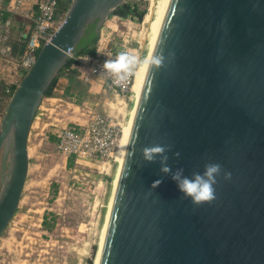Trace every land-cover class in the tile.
<instances>
[{
	"label": "water",
	"instance_id": "obj_1",
	"mask_svg": "<svg viewBox=\"0 0 264 264\" xmlns=\"http://www.w3.org/2000/svg\"><path fill=\"white\" fill-rule=\"evenodd\" d=\"M125 0H70L0 119V236L25 185L28 134L45 90L85 35ZM119 167L97 264H264V0H167ZM167 145L184 175L218 162L216 199L194 206L142 159ZM179 152L177 157L175 153ZM161 183L153 188L155 181Z\"/></svg>",
	"mask_w": 264,
	"mask_h": 264
},
{
	"label": "rangeland",
	"instance_id": "obj_2",
	"mask_svg": "<svg viewBox=\"0 0 264 264\" xmlns=\"http://www.w3.org/2000/svg\"><path fill=\"white\" fill-rule=\"evenodd\" d=\"M125 3L145 10L143 17L122 18L112 14L105 28L111 30L109 36L116 42L122 41V34L129 27V32L135 31L145 62L155 20L154 4L151 0H125ZM144 18V29L140 31ZM58 78L60 82L53 95L43 97L28 134L27 177L16 212L0 236V264H88V260L95 263L118 161L104 165L76 161L69 166L66 156L56 148L55 134L74 124V120L83 121L89 109L110 112L125 126L136 96L133 91L131 99L119 103L108 92L95 106L92 101L83 103L79 93L65 95L64 76ZM6 104L2 103L1 117ZM4 173L0 157V179Z\"/></svg>",
	"mask_w": 264,
	"mask_h": 264
},
{
	"label": "built area",
	"instance_id": "obj_3",
	"mask_svg": "<svg viewBox=\"0 0 264 264\" xmlns=\"http://www.w3.org/2000/svg\"><path fill=\"white\" fill-rule=\"evenodd\" d=\"M62 2L68 8L70 0H0L2 103L8 102L23 75L35 62L41 46L54 37L64 21L67 9L63 8ZM144 23L145 18L140 31L144 29ZM129 28L122 34V41L116 42L110 38L111 30L105 28L103 23L94 55L76 57L77 63L62 70V75H68L77 64L86 65L88 73L79 75L83 82H87L90 75L98 76L104 82L105 91L114 94L115 99L121 102L131 99L135 74L125 84L117 86L103 69V63L115 58L120 51L128 50L141 57V41L135 37V31L129 32ZM87 114L88 119L83 124L74 123L56 132V148L66 157L73 156L78 162L109 164L115 160L124 125L110 112L89 109Z\"/></svg>",
	"mask_w": 264,
	"mask_h": 264
},
{
	"label": "clouds",
	"instance_id": "obj_4",
	"mask_svg": "<svg viewBox=\"0 0 264 264\" xmlns=\"http://www.w3.org/2000/svg\"><path fill=\"white\" fill-rule=\"evenodd\" d=\"M149 65L161 64V57L156 55L148 58ZM144 58L136 56L134 53L124 50L115 55V58L108 59L103 63V69L113 78V84L122 86L134 74L138 67L143 66ZM170 151V146L153 145L146 146L141 149V156L145 162L155 163L156 156L161 157L160 171L165 175L171 174V179L175 182L178 192L183 199L190 200L194 206H200L205 203H211L216 199V185L218 178L223 173V178L228 180L231 178L230 172H225L223 166L218 162H207L203 166L202 172H194L191 176L184 175V170L178 168L175 172L167 164L168 156L166 152ZM179 157L180 153H175ZM161 183L157 180L152 187L155 188Z\"/></svg>",
	"mask_w": 264,
	"mask_h": 264
},
{
	"label": "trees",
	"instance_id": "obj_5",
	"mask_svg": "<svg viewBox=\"0 0 264 264\" xmlns=\"http://www.w3.org/2000/svg\"><path fill=\"white\" fill-rule=\"evenodd\" d=\"M61 5L63 6L64 9H67V5L64 2H62ZM144 12L145 10H139L136 5H132V4L124 2L123 4L118 6L116 9H114L110 15L115 14L122 18L132 16V17L141 19L144 15ZM98 37H99V31L97 32L94 30L93 24L88 25L85 30V35L81 38V40L79 41L78 45L75 48V54L73 56H70L67 59L63 68L55 76L50 86L45 90L44 96L53 95V89L55 88L57 82L59 81L58 76L62 74V70H64L65 68L69 67L72 64L77 63L76 57L83 56V55H94L95 45L98 40ZM64 80L66 82V86L63 91L65 95H72L73 93L77 94L83 87L82 86L83 81L80 79L78 72L75 69L71 70V72L68 75L64 76ZM1 95H2V87L0 85V110L3 107L2 102H1ZM66 158H67V162L69 166H71L72 163L76 162L73 156H67ZM43 223L46 225L45 217H44ZM88 264H91V260H88Z\"/></svg>",
	"mask_w": 264,
	"mask_h": 264
},
{
	"label": "bare ground",
	"instance_id": "obj_6",
	"mask_svg": "<svg viewBox=\"0 0 264 264\" xmlns=\"http://www.w3.org/2000/svg\"><path fill=\"white\" fill-rule=\"evenodd\" d=\"M153 1H155V3ZM151 2L154 4L155 20L152 22V27H151V31H150V41L148 43L149 44L148 54L146 56L145 62L143 64V66L138 67L136 69V71H135V77H134V81H133L132 90L135 92V96L136 97L138 96V93L140 91L141 83H142L143 76H144V73H145V69H146V66H147V60L149 58L150 51H151V48H152V45H153V42H154V38H155L157 29H158V25H159V22H160V19H161V16H162V12H163V9L165 7V4H166L167 0H151ZM109 27L113 28L111 26H109ZM51 99H53V98H51ZM133 111H134V109L132 107V112H131V115H130V119H129L128 123L123 128L122 136H121V139L119 141L117 150L115 152V160L118 161V167H119V163L121 162L122 156H123V153H124V149H125V145H126L129 129H130V122H131V118H132V115H133ZM34 124H35V119H34L32 125H31V128L34 126ZM27 149H28V146H27ZM116 174H117V171H116ZM116 174H115V178H114L113 188H114L115 183H116ZM113 188H112V191H113ZM111 199H112V193H111V196H110V201H109V204H108V209H107V214H106L105 225H104L103 230H102L100 245H99V249L97 251V256L95 258V261H94L95 263L94 264L98 263L100 248H101V244H102V240H103V234H104V230H105V226H106L108 210L110 208Z\"/></svg>",
	"mask_w": 264,
	"mask_h": 264
},
{
	"label": "crops",
	"instance_id": "obj_7",
	"mask_svg": "<svg viewBox=\"0 0 264 264\" xmlns=\"http://www.w3.org/2000/svg\"><path fill=\"white\" fill-rule=\"evenodd\" d=\"M75 70L78 72V75H80V76L88 73V67L86 65H83V64H77ZM64 85H66V83ZM64 88H65V86H64ZM104 93L106 94L107 92L104 89L103 80L98 76L90 75L89 80L87 82H83V87L79 91V96L81 98H83V103H90L92 101L95 104V106H97L100 104L102 96ZM51 98H53V97H51ZM116 102L120 103V101H118V100ZM0 119H1V117H0ZM87 119H88V114H87L86 118L83 119V121L74 120L75 122H73V123L83 124ZM28 150H29V148H28Z\"/></svg>",
	"mask_w": 264,
	"mask_h": 264
}]
</instances>
